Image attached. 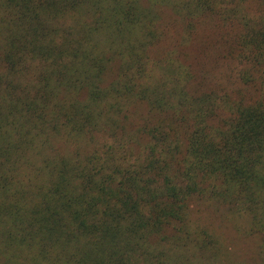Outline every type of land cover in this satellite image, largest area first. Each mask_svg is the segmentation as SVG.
I'll list each match as a JSON object with an SVG mask.
<instances>
[{
	"label": "trees",
	"instance_id": "obj_1",
	"mask_svg": "<svg viewBox=\"0 0 264 264\" xmlns=\"http://www.w3.org/2000/svg\"><path fill=\"white\" fill-rule=\"evenodd\" d=\"M225 225L264 264V0H0V264H241Z\"/></svg>",
	"mask_w": 264,
	"mask_h": 264
},
{
	"label": "rangeland",
	"instance_id": "obj_2",
	"mask_svg": "<svg viewBox=\"0 0 264 264\" xmlns=\"http://www.w3.org/2000/svg\"><path fill=\"white\" fill-rule=\"evenodd\" d=\"M221 230L222 236L229 241V249L233 252L236 263L252 264L257 250L256 241L249 237H245V234L241 232H239V234L235 233L233 228L229 225L223 226Z\"/></svg>",
	"mask_w": 264,
	"mask_h": 264
}]
</instances>
